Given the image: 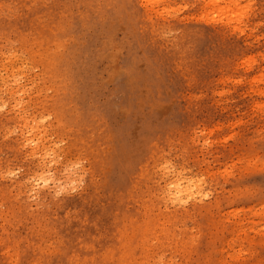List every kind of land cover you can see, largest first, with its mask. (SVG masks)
<instances>
[{"label":"rangeland","instance_id":"1","mask_svg":"<svg viewBox=\"0 0 264 264\" xmlns=\"http://www.w3.org/2000/svg\"><path fill=\"white\" fill-rule=\"evenodd\" d=\"M263 80L264 0H0V264H264Z\"/></svg>","mask_w":264,"mask_h":264},{"label":"bare ground","instance_id":"2","mask_svg":"<svg viewBox=\"0 0 264 264\" xmlns=\"http://www.w3.org/2000/svg\"><path fill=\"white\" fill-rule=\"evenodd\" d=\"M157 1H158V0H157ZM153 3H154V2H153ZM260 77H261V76H260ZM262 78H263V77H262ZM262 78H261V79H262ZM263 81H264V80H263ZM30 140H31V139H30ZM39 141H40V140H39ZM27 142H28V141H27ZM43 166H44V165H43ZM66 168H67V167H66ZM64 170H65V169H64ZM69 172H70V171H69ZM67 173H68V172H67ZM53 174H54V173H53ZM65 174H66V173H65ZM71 174H72V173H71ZM178 174H179V173H178ZM67 175H68V174H67ZM69 175H70V174H69ZM181 175H182V174H181ZM68 177H69V176H68ZM177 177H178V178L180 177V180H179V181H176V180H178V179H176ZM177 177H176V178L173 177V178L175 179V181H173V180L170 181L172 187H171L170 185H168V186H169V189H172V191L168 189V193H170L169 191H171L172 193H170V194H172V195L175 196V197H177L176 195H179V194L181 195L182 192H188L187 190H189V189L191 188V187H189V185L193 182V181H192V182H190V181L186 182V181H185V183H182L181 179H183V178H181V176H179V175H178ZM71 178H72V177H71ZM184 179H185V178H184ZM184 179H183V180H184ZM186 179H189V177L186 178ZM190 179H191V178H190ZM191 180H192V179H191ZM194 181H197V180H194ZM27 182H28V181H27ZM170 182H169V183H170ZM172 182H173V183H172ZM169 183H168V184H169ZM193 183H194V182H193ZM195 183H196V182H195ZM195 183L193 184V186L195 185ZM165 184H166V183H165ZM196 184H198V183H196ZM54 186H55V185H54ZM166 186H167V185H166ZM168 186H167V187H168ZM191 186H192V185H191ZM197 187L199 188L198 185H197ZM198 188H197V189H198ZM191 189H192V188H191ZM191 189H190V190H191ZM195 189H196V187H195ZM197 189H196V190H197ZM36 191H37V190H36ZM191 192H192V190H191ZM191 192H189V194H190L192 197H194V196H193L194 193L192 194ZM193 192H195V190H194ZM200 193H201V192H200ZM170 194H169V196H171L170 198L172 199L173 197H172V195H170ZM189 194H188V195H189ZM196 194H197V192H196ZM196 194H195V195H196ZM198 194H199V193H198ZM167 195H168V194H167ZM184 195H185V193L183 194V196H184ZM183 196H182V197H183ZM178 197H179V196H178ZM185 197H186V198L188 197L187 194L185 195ZM166 198H169V197H166ZM170 198H169V200H170ZM179 199H180V198H179ZM184 199H185V198H184ZM187 199H188V198H187ZM193 199H194V198H193ZM174 200L179 201L178 199H173V201H174ZM180 200L183 201L184 203H186V202L183 200V198L180 199ZM185 200H186V199H185ZM170 201H171V200H170ZM177 201H176V202H177ZM171 202H172V201H171ZM173 203H174V202H173ZM179 203H180V202H179ZM182 207H183V206H182ZM160 221H161V220H160ZM145 228H146V227H145ZM145 228H144V229H145ZM160 231H161V230H160ZM130 232H131V231H130ZM156 232H157V231H156ZM160 233H161V232H160ZM162 234H163V233H162ZM128 235H129V234H128ZM132 235H133V234H132ZM191 237H192V236H191ZM191 242H192V241H191ZM146 243H147V242H146ZM143 247H144V246H143ZM145 247H146V246H145ZM148 248H149V247H148ZM146 249H147V248H146ZM222 249H223V248H222ZM226 251H227V250H226ZM237 255H239V254H232V258H237ZM110 256H111V255H110ZM85 259H86V258H85ZM91 259H92V258H91ZM158 259H159V258H158ZM136 262H137V261H136ZM150 263H151V262H150ZM260 263H261V262H260Z\"/></svg>","mask_w":264,"mask_h":264}]
</instances>
